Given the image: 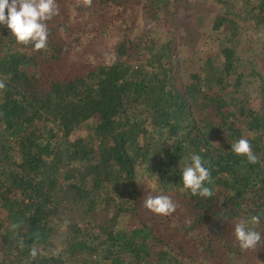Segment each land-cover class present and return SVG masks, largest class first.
<instances>
[{"label":"trees","instance_id":"trees-1","mask_svg":"<svg viewBox=\"0 0 264 264\" xmlns=\"http://www.w3.org/2000/svg\"><path fill=\"white\" fill-rule=\"evenodd\" d=\"M231 1L200 53L207 29L180 44L182 0H56L38 51L0 25V264H264L232 231L260 214L264 240V74L241 63ZM243 3L264 19V0ZM240 138L255 163L231 151ZM193 153L210 197L182 189ZM161 194L167 216L144 207Z\"/></svg>","mask_w":264,"mask_h":264},{"label":"clouds","instance_id":"clouds-1","mask_svg":"<svg viewBox=\"0 0 264 264\" xmlns=\"http://www.w3.org/2000/svg\"><path fill=\"white\" fill-rule=\"evenodd\" d=\"M58 14L56 0H0V25L5 26L10 35L19 44H31L33 50H42L48 44V26L50 21ZM5 87L0 82V89ZM231 151L243 155L250 163H255L256 155L253 153L250 142L240 138L231 145ZM200 154L193 153L181 174L180 183L183 190L193 196L210 197L211 183L210 171ZM144 207L152 213L167 216L175 211V204L167 195L149 196L144 200ZM262 222L260 214H251L233 225V235L241 250H250L264 244L261 233L257 230ZM15 229L18 225L13 224ZM23 247V240L20 242ZM37 251L33 248L30 257H35Z\"/></svg>","mask_w":264,"mask_h":264},{"label":"rangeland","instance_id":"rangeland-1","mask_svg":"<svg viewBox=\"0 0 264 264\" xmlns=\"http://www.w3.org/2000/svg\"><path fill=\"white\" fill-rule=\"evenodd\" d=\"M253 1V0H252ZM182 7L178 16L179 25V40L183 43L186 31H202L207 29L206 37L201 41L200 47L197 49L201 52L212 51L219 44L218 39L214 34H209L211 30L210 25L215 17L222 14L221 8L216 0H182ZM244 0H232L231 4L234 9L242 11V21L237 22L238 36L236 37L237 54L241 59L243 67L253 69L259 74H264V19L261 18L257 25L251 20L254 14L250 7L244 5ZM247 11V12H246ZM247 13L248 16H247ZM221 38V37H220ZM182 55L188 56L186 50H182ZM199 54L197 57L190 58V65L192 68L198 64ZM194 61V62H193ZM259 82L248 81L245 86V91L252 99L253 106L258 105V98L255 96L256 89ZM84 131H80L72 135L71 140L75 141L77 138L84 136Z\"/></svg>","mask_w":264,"mask_h":264}]
</instances>
